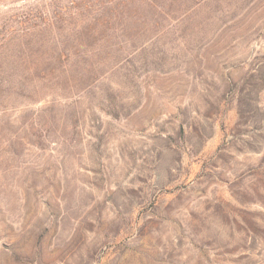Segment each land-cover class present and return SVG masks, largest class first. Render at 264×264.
Listing matches in <instances>:
<instances>
[{"label": "rangeland", "instance_id": "obj_1", "mask_svg": "<svg viewBox=\"0 0 264 264\" xmlns=\"http://www.w3.org/2000/svg\"><path fill=\"white\" fill-rule=\"evenodd\" d=\"M0 264H264V0H0Z\"/></svg>", "mask_w": 264, "mask_h": 264}]
</instances>
